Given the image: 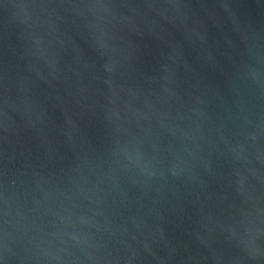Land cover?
I'll return each mask as SVG.
<instances>
[{
    "label": "water",
    "instance_id": "obj_1",
    "mask_svg": "<svg viewBox=\"0 0 264 264\" xmlns=\"http://www.w3.org/2000/svg\"><path fill=\"white\" fill-rule=\"evenodd\" d=\"M0 264H264V0H0Z\"/></svg>",
    "mask_w": 264,
    "mask_h": 264
}]
</instances>
